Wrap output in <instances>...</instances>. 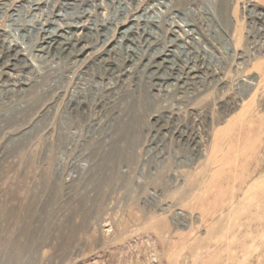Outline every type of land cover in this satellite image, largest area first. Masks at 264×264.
<instances>
[{
    "label": "rangeland",
    "instance_id": "374dc122",
    "mask_svg": "<svg viewBox=\"0 0 264 264\" xmlns=\"http://www.w3.org/2000/svg\"><path fill=\"white\" fill-rule=\"evenodd\" d=\"M0 264H264V0H0Z\"/></svg>",
    "mask_w": 264,
    "mask_h": 264
},
{
    "label": "bare ground",
    "instance_id": "6f19581e",
    "mask_svg": "<svg viewBox=\"0 0 264 264\" xmlns=\"http://www.w3.org/2000/svg\"><path fill=\"white\" fill-rule=\"evenodd\" d=\"M49 3V2H48ZM89 21V20H88ZM80 31V30H79ZM75 32V31H74ZM128 33V32H127ZM58 35V34H57ZM31 52V51H30ZM100 59V58H99ZM137 61V60H136ZM177 78V77H176ZM164 87V86H163ZM2 92H3V89H2ZM12 94V93H11ZM14 95V94H13ZM228 129V128H227ZM222 136V135H221Z\"/></svg>",
    "mask_w": 264,
    "mask_h": 264
}]
</instances>
